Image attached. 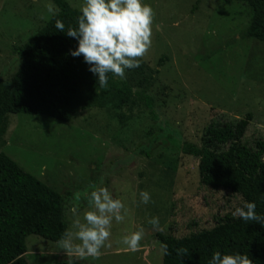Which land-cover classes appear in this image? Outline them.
Instances as JSON below:
<instances>
[{
    "label": "rangeland",
    "instance_id": "obj_1",
    "mask_svg": "<svg viewBox=\"0 0 264 264\" xmlns=\"http://www.w3.org/2000/svg\"><path fill=\"white\" fill-rule=\"evenodd\" d=\"M80 12L83 0H66ZM152 7V43L140 66L125 71L131 97L102 101L69 123L45 116H7L0 152L64 197L68 230L91 210L85 193L106 187L128 209L112 222L111 247L98 259L66 254L57 243L26 238L28 264H162L155 233L183 237L210 229L242 207L239 196L200 183L198 160L182 154L184 142L201 145L211 123H235L250 113L242 142L264 140V42L245 37L252 10L220 0H142ZM49 0H0V77L11 80L20 61L15 48L52 15ZM43 17V18H42ZM159 25V29L157 28ZM164 58L159 65L160 59ZM151 99L153 115L138 95ZM154 116V118H153ZM165 137L170 141L165 142ZM165 142V144L163 143ZM264 160V159H263ZM148 192L150 201L141 202ZM79 194V196L77 195ZM159 218V228L149 223ZM143 229L139 250L121 237Z\"/></svg>",
    "mask_w": 264,
    "mask_h": 264
},
{
    "label": "trees",
    "instance_id": "obj_2",
    "mask_svg": "<svg viewBox=\"0 0 264 264\" xmlns=\"http://www.w3.org/2000/svg\"><path fill=\"white\" fill-rule=\"evenodd\" d=\"M59 13L19 47L15 54L20 66L11 80L0 77V139L7 130V116L24 114L45 116L69 123L79 112L102 101L117 98L125 103L132 95L125 83L111 73L108 84L100 88L83 57H72L77 41L68 37L69 27H78L80 12L66 0H49ZM244 3L252 10L245 37L264 42V0H220ZM64 25L57 31L55 21ZM164 58L160 59L159 65ZM149 113L153 103L138 95ZM154 118V116H153ZM252 120L250 113L235 123H211L205 129L201 145L184 142L178 146L182 154L198 160L200 183L212 190H227L246 202L256 204V213L264 215V140L250 147L242 142ZM165 142L170 137H165ZM165 142H163L165 144ZM64 197L25 172L6 154L0 152V264H28L24 255L25 240L34 235L56 243L68 230ZM161 245L162 264H209L213 254L247 255L253 264H264V225L226 216L212 228L183 237L155 233ZM186 248L180 257L177 249ZM56 264H82L76 260Z\"/></svg>",
    "mask_w": 264,
    "mask_h": 264
},
{
    "label": "clouds",
    "instance_id": "obj_3",
    "mask_svg": "<svg viewBox=\"0 0 264 264\" xmlns=\"http://www.w3.org/2000/svg\"><path fill=\"white\" fill-rule=\"evenodd\" d=\"M47 12L55 16L59 13L52 3L45 5ZM77 18L78 27H69L67 36L77 41L75 50H70L72 57H83L89 65V71L97 77L100 88L107 87L108 74L120 79L125 78V71L140 66L151 47L152 25L155 12L142 0H83ZM43 18V17H42ZM57 31L64 32V23L55 21ZM159 29V25H157ZM85 193L91 210L83 213V222L78 210L73 209L76 218L71 229L66 230L56 242L66 254L76 255L81 259H98L101 249L111 247L112 222H124L128 209L120 199H113L106 187L96 188ZM79 196V194H77ZM141 202L149 203L148 192L140 193ZM254 202H246L243 207L235 209L233 215L245 222H256L264 225V215H258ZM149 223L159 228V218L153 217ZM143 229L124 235L118 243L126 246V251H137L143 239ZM162 253L167 255V245H161ZM188 254L186 248L177 249V255ZM209 264H253L247 255H222L215 252Z\"/></svg>",
    "mask_w": 264,
    "mask_h": 264
}]
</instances>
